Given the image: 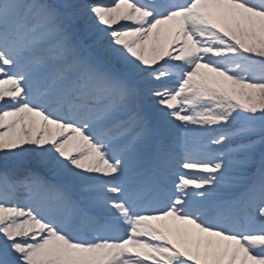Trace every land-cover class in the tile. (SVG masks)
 Segmentation results:
<instances>
[{"label": "snow or ice", "instance_id": "snow-or-ice-1", "mask_svg": "<svg viewBox=\"0 0 264 264\" xmlns=\"http://www.w3.org/2000/svg\"><path fill=\"white\" fill-rule=\"evenodd\" d=\"M0 264H264V0H0Z\"/></svg>", "mask_w": 264, "mask_h": 264}]
</instances>
